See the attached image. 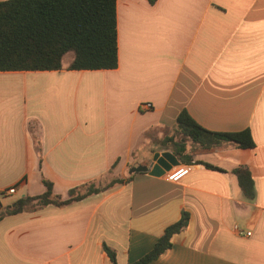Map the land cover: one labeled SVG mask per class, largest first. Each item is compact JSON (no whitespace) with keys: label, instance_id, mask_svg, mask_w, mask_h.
<instances>
[{"label":"crops","instance_id":"crops-1","mask_svg":"<svg viewBox=\"0 0 264 264\" xmlns=\"http://www.w3.org/2000/svg\"><path fill=\"white\" fill-rule=\"evenodd\" d=\"M116 4L117 68L69 70L63 58L58 71H0V208L43 194L42 178L66 199L155 164L156 152L173 153L161 140L183 110L213 132L250 129L255 146L198 152L175 183L166 175L180 160L160 177L134 173L72 204L7 216L0 264H114L104 245L132 264L183 211L189 224L149 264H264V0Z\"/></svg>","mask_w":264,"mask_h":264},{"label":"trees","instance_id":"trees-1","mask_svg":"<svg viewBox=\"0 0 264 264\" xmlns=\"http://www.w3.org/2000/svg\"><path fill=\"white\" fill-rule=\"evenodd\" d=\"M116 0H4L0 1V71H58L62 60L72 54L69 70H110L118 66ZM250 129L240 132H213L196 123L183 110L175 125L161 140L185 164L198 152H208L230 143L240 149L253 148L255 143ZM211 167V165L206 164ZM220 170L217 167H211ZM244 197L255 199L256 191L251 171L243 166L233 169ZM112 178L106 185H87L62 199L54 193L53 184L42 178L46 190L39 196H26L13 204L0 208V220L20 212L45 205L64 206L100 193L115 184L129 182ZM190 221L183 211L178 222L167 227L155 247L132 264H149L172 248V237L182 231ZM110 260L117 264L116 253L103 246Z\"/></svg>","mask_w":264,"mask_h":264},{"label":"water","instance_id":"water-1","mask_svg":"<svg viewBox=\"0 0 264 264\" xmlns=\"http://www.w3.org/2000/svg\"><path fill=\"white\" fill-rule=\"evenodd\" d=\"M155 164L150 166L138 165L130 170V174L148 173L151 176L160 177L167 171H170L173 166L180 164L179 159L170 151H158L152 156Z\"/></svg>","mask_w":264,"mask_h":264},{"label":"built area","instance_id":"built-area-1","mask_svg":"<svg viewBox=\"0 0 264 264\" xmlns=\"http://www.w3.org/2000/svg\"><path fill=\"white\" fill-rule=\"evenodd\" d=\"M150 107H152L151 104H145V105L143 104L142 108H144L145 110H149ZM189 172H190V166L188 164L179 166L178 168H176L175 170L171 171L166 175V180L173 183L178 182L186 175H188ZM15 193H16V188L14 187L7 191L8 195H13ZM234 230L239 235H244V232L240 228H238V226L234 227ZM245 235L249 236L251 235V232H246Z\"/></svg>","mask_w":264,"mask_h":264},{"label":"rangeland","instance_id":"rangeland-1","mask_svg":"<svg viewBox=\"0 0 264 264\" xmlns=\"http://www.w3.org/2000/svg\"><path fill=\"white\" fill-rule=\"evenodd\" d=\"M71 58H73V55H72V54H69V55H67V56L64 58L63 62H64V63H67L69 60H71ZM169 149H170V148H169Z\"/></svg>","mask_w":264,"mask_h":264}]
</instances>
